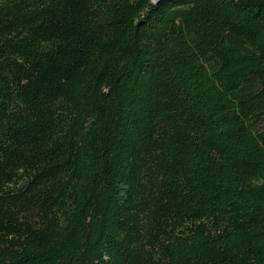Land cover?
<instances>
[{
    "label": "trees",
    "instance_id": "trees-1",
    "mask_svg": "<svg viewBox=\"0 0 264 264\" xmlns=\"http://www.w3.org/2000/svg\"><path fill=\"white\" fill-rule=\"evenodd\" d=\"M0 264H264V0H0Z\"/></svg>",
    "mask_w": 264,
    "mask_h": 264
}]
</instances>
